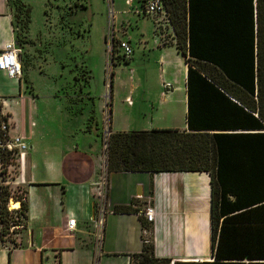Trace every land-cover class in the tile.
I'll use <instances>...</instances> for the list:
<instances>
[{
	"label": "crops",
	"instance_id": "0c3cea01",
	"mask_svg": "<svg viewBox=\"0 0 264 264\" xmlns=\"http://www.w3.org/2000/svg\"><path fill=\"white\" fill-rule=\"evenodd\" d=\"M11 15L5 0H0V50L14 42ZM155 26L149 40L140 35L136 47L125 37L131 54L109 61L112 66L129 65V76L112 78L107 91L103 86V95L93 96L87 82L86 88L82 86L84 96L69 102V94L57 93L53 83L45 101L38 104L29 79L0 71V112L7 116L8 136H21L27 145L15 167L8 166L11 176L6 178L0 171V186L24 189L26 204L25 218L15 232L17 243L0 236V264H92L93 260L131 264L143 238L152 243L156 257L211 259L209 176L202 171L105 172V214L95 250L91 218L97 208L101 144L96 113L100 115L101 106L106 102L110 132L186 130V66L172 32ZM19 47L25 59L32 56L29 47ZM134 50H142L145 57L141 76L130 66L136 61ZM41 61L48 64L44 57ZM148 69L154 76H148ZM90 115L94 122L86 127ZM8 199L7 209L18 207V199ZM11 200L18 202L15 208H10ZM146 204L153 209V219L143 226L138 211ZM67 218L75 220L72 229L66 228Z\"/></svg>",
	"mask_w": 264,
	"mask_h": 264
},
{
	"label": "trees",
	"instance_id": "16d2710c",
	"mask_svg": "<svg viewBox=\"0 0 264 264\" xmlns=\"http://www.w3.org/2000/svg\"><path fill=\"white\" fill-rule=\"evenodd\" d=\"M160 1L186 66V130L110 132L106 170L206 172L211 259L156 257L147 240L131 264H264V0ZM5 2L22 29L30 7ZM13 159L0 150L1 174ZM9 197L17 208L7 209ZM25 208L24 189L13 196L0 186L1 238L12 211L25 218Z\"/></svg>",
	"mask_w": 264,
	"mask_h": 264
},
{
	"label": "rangeland",
	"instance_id": "374dc122",
	"mask_svg": "<svg viewBox=\"0 0 264 264\" xmlns=\"http://www.w3.org/2000/svg\"><path fill=\"white\" fill-rule=\"evenodd\" d=\"M21 2L30 7L29 21L22 29L20 23H15L14 34L20 41L26 39L28 43L21 45L33 51V58L31 56L28 59L24 58L26 55L21 56L20 53V63L24 68L21 76L25 73L26 79H29L32 84L31 93L36 94L38 104L45 101L44 95L49 93V86L53 83L56 85L57 93L69 94V102L77 101L84 96L82 86L86 88L87 82L93 96L103 95V86L107 91L112 78L129 76V65L121 62L119 66L110 65L109 59L118 61L124 57L119 48L120 41H125V37H129L133 47H136L137 41L141 40L140 35L147 40L150 39L149 36H152L156 24L158 25L156 29L171 33L168 25L162 23V20L156 22L133 0L129 4L124 0H21ZM141 51L134 50L136 61L130 65L132 69L137 70L138 76L142 74L141 66L146 63L143 62L145 57ZM144 54H148L147 50H144ZM36 56L46 58L48 64H44L41 57L35 60ZM84 70L89 71L88 79H85ZM132 75L136 76L137 73ZM148 76H154L152 69H148ZM101 110L102 106L99 109L100 115L96 113L97 121L101 119ZM98 130L100 133V127ZM100 144L98 176L107 172L106 159H102L101 138ZM12 161L10 165L15 167V158ZM8 166L5 169L6 178L12 175L6 172ZM9 170L16 171L11 167ZM21 189L14 187L9 193L15 196L21 193ZM11 214L13 225L17 226L6 227L3 238L14 244L17 243L15 232L19 229L18 225L22 218L18 212L12 211ZM133 264H136L135 260Z\"/></svg>",
	"mask_w": 264,
	"mask_h": 264
},
{
	"label": "built area",
	"instance_id": "2783aa9c",
	"mask_svg": "<svg viewBox=\"0 0 264 264\" xmlns=\"http://www.w3.org/2000/svg\"><path fill=\"white\" fill-rule=\"evenodd\" d=\"M132 0H124L126 4H129ZM143 10L144 13L150 15L154 18L156 22L162 20L164 24L168 25L167 17L163 9L162 3L160 0H143ZM119 48L124 57H128L131 52V46L127 41H120ZM20 52L21 49L14 42H7L3 45L0 50V71H3L10 77H19L21 74V63H20ZM106 101V98H105ZM106 102L102 106L101 119H100V138L102 143V159L107 157V140L110 134L109 131V115ZM8 120L7 116L0 112V150H6L9 152L10 156L15 159L22 157L24 152L27 150V145L21 136H8ZM104 161H102L103 163ZM97 180V208L96 215L91 219L95 225V250H97L99 241L101 238V223L105 214V206L103 205V190H104V181H105V172L101 173L98 176ZM138 214L144 218L145 221L150 222L153 219V209L150 204H146L143 208L138 211ZM75 224L74 218H67L66 228L72 229ZM143 233H146V230L143 229ZM147 239L143 238V242H146ZM92 264H97L96 260H93Z\"/></svg>",
	"mask_w": 264,
	"mask_h": 264
},
{
	"label": "bare ground",
	"instance_id": "6f19581e",
	"mask_svg": "<svg viewBox=\"0 0 264 264\" xmlns=\"http://www.w3.org/2000/svg\"><path fill=\"white\" fill-rule=\"evenodd\" d=\"M17 204H18L17 201H14V200H11V201H10V206H11L12 208H15V207L17 206Z\"/></svg>",
	"mask_w": 264,
	"mask_h": 264
}]
</instances>
